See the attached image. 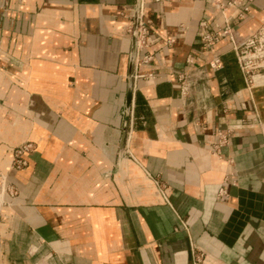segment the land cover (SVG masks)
<instances>
[{"label": "crops", "instance_id": "0c3cea01", "mask_svg": "<svg viewBox=\"0 0 264 264\" xmlns=\"http://www.w3.org/2000/svg\"><path fill=\"white\" fill-rule=\"evenodd\" d=\"M135 2L0 0V264H264V75L200 27L246 42L264 0H144L132 67Z\"/></svg>", "mask_w": 264, "mask_h": 264}, {"label": "built area", "instance_id": "2783aa9c", "mask_svg": "<svg viewBox=\"0 0 264 264\" xmlns=\"http://www.w3.org/2000/svg\"><path fill=\"white\" fill-rule=\"evenodd\" d=\"M216 4L218 9L224 11L228 10L230 7L244 3L245 0H211ZM143 3L142 0L141 11L138 20V29H137V57L135 60L136 62L139 60V53L142 49L148 47V26L147 22L143 21L142 18V11H143ZM136 7V2H135ZM135 7L134 12L132 15L131 23L128 26V30L131 34V42H132V35L134 30V14H135ZM248 6H245V11L248 10ZM200 27L203 29L201 32V39L203 42V46L205 48L210 47L214 44L217 37H219L223 32L231 33V27L227 21V25L223 27V29L218 27L217 31H211L209 29V24L207 21H202L200 23ZM234 50L236 52L237 60L239 67L245 77V81L250 84L253 83L254 77L260 72H264V32H258L248 41H246L243 45H235ZM132 51V45H131ZM131 55V52H130ZM153 59V55L150 53L145 54L142 57L144 62H150ZM211 68L214 70H219L223 68L224 61L221 55L215 53L213 57L209 60ZM135 66V65H134ZM134 76V75H133ZM181 78H185V74H181ZM228 142V135L219 133V140L215 144L216 151H220L221 147ZM34 145L33 142H28L22 145H18L15 148V155H14V162L13 168L17 170H21L28 165V154L33 149ZM202 258V253H196V262L200 263Z\"/></svg>", "mask_w": 264, "mask_h": 264}, {"label": "water", "instance_id": "95a60500", "mask_svg": "<svg viewBox=\"0 0 264 264\" xmlns=\"http://www.w3.org/2000/svg\"><path fill=\"white\" fill-rule=\"evenodd\" d=\"M141 5H142V0H136V7H135V14H134V30H133V35H132V51H131V55L129 57L130 59V64L132 67H134L135 65V60L137 57V29H138V20H139V15H140V11H141ZM230 23H232L231 19L229 20ZM237 28V26H232L231 27V33H225L223 32L220 37H226L229 40H231L232 42V47H234L235 45H243L245 42H240L237 40L236 36H235V29ZM255 33L252 35L254 36ZM251 36V37H252ZM250 37V38H251ZM248 38V39H250ZM247 39V40H248ZM246 40V41H247ZM218 55H221V53H217ZM129 79L131 80V90L127 99V105L125 108V111L127 113V116L129 117V114L131 112V101H132V93H133V72H131L129 74Z\"/></svg>", "mask_w": 264, "mask_h": 264}, {"label": "rangeland", "instance_id": "374dc122", "mask_svg": "<svg viewBox=\"0 0 264 264\" xmlns=\"http://www.w3.org/2000/svg\"><path fill=\"white\" fill-rule=\"evenodd\" d=\"M4 9L5 10H10V12H9V15H14L15 14V8H12V6H11V0H6V3H5V6H4ZM11 25L12 26H14V24L11 22ZM10 25V26H11ZM13 28H15V26L14 27H12V29ZM14 31V29L11 31V32H13Z\"/></svg>", "mask_w": 264, "mask_h": 264}, {"label": "bare ground", "instance_id": "6f19581e", "mask_svg": "<svg viewBox=\"0 0 264 264\" xmlns=\"http://www.w3.org/2000/svg\"><path fill=\"white\" fill-rule=\"evenodd\" d=\"M264 74H262V75H257V76H255V78L257 79L258 77H261V76H263Z\"/></svg>", "mask_w": 264, "mask_h": 264}]
</instances>
